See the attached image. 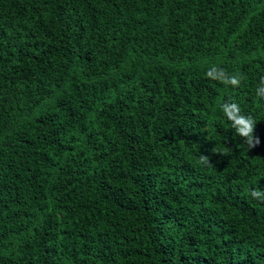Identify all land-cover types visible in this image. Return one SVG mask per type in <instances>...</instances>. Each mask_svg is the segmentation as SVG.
Here are the masks:
<instances>
[{
	"label": "trees",
	"instance_id": "1",
	"mask_svg": "<svg viewBox=\"0 0 264 264\" xmlns=\"http://www.w3.org/2000/svg\"><path fill=\"white\" fill-rule=\"evenodd\" d=\"M261 89L264 0H0V264H264Z\"/></svg>",
	"mask_w": 264,
	"mask_h": 264
},
{
	"label": "clouds",
	"instance_id": "2",
	"mask_svg": "<svg viewBox=\"0 0 264 264\" xmlns=\"http://www.w3.org/2000/svg\"><path fill=\"white\" fill-rule=\"evenodd\" d=\"M213 69L212 71H209L207 73L208 76H212ZM228 83L229 81H225ZM240 81L236 77H232L230 80V84L233 86H238ZM258 95L264 98V89L258 90ZM223 111L226 114L228 120L232 122V127L235 128L236 132L246 138V143L250 147H255L256 144H258L259 138L255 139V142L253 140V120L251 117H245L240 114V108L237 104L232 103L231 105L225 104L223 105ZM205 159V158H202ZM251 195L254 198H264V194L258 192V191H253Z\"/></svg>",
	"mask_w": 264,
	"mask_h": 264
}]
</instances>
